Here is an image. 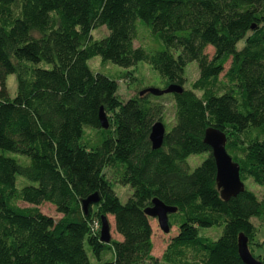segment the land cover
I'll list each match as a JSON object with an SVG mask.
<instances>
[{"label":"trees","instance_id":"16d2710c","mask_svg":"<svg viewBox=\"0 0 264 264\" xmlns=\"http://www.w3.org/2000/svg\"><path fill=\"white\" fill-rule=\"evenodd\" d=\"M95 58L118 72L93 70ZM139 63L157 73L158 90L181 93L146 88L120 101L117 82ZM191 63L198 77L188 90ZM165 96L166 125L156 102ZM156 122L164 134L153 150ZM207 129L232 134L225 151L259 194L244 187L220 199ZM195 156L204 158L192 169ZM18 177L28 182L17 187ZM114 186L130 189L124 204ZM92 194L98 201L85 215L81 201ZM153 199L176 210L159 264H243L238 235L248 247L252 220L264 225V0H0V264H152L144 210ZM43 204L59 220L41 214ZM100 216L112 219L117 240L99 242ZM248 251L264 264V242Z\"/></svg>","mask_w":264,"mask_h":264},{"label":"rangeland","instance_id":"374dc122","mask_svg":"<svg viewBox=\"0 0 264 264\" xmlns=\"http://www.w3.org/2000/svg\"><path fill=\"white\" fill-rule=\"evenodd\" d=\"M105 34L104 29H99L96 32L92 33V36L94 38H99ZM149 46V45H148ZM242 46V42H239L237 44V49H240ZM150 47V46H149ZM209 54H211V50H206ZM100 60L98 58L93 59L89 62L90 68L93 70H100L105 73L115 75L118 71H116L115 67L111 65H105L101 67ZM184 76H185V85L183 88L185 89H191L192 83L197 79L198 77V70L195 65V63L188 64L186 68L184 69ZM15 75L11 74L8 76L7 80L5 81V86L7 87L8 95L9 97H14L15 92H17V86L15 85ZM146 88H154V89H162L163 85L162 82L159 79V76L155 71H153L149 66L139 63L134 68L129 69L127 71V75L124 79L117 82V98L120 101H126L129 97L136 95V93L141 89ZM157 103H160L163 106L164 110V117H163V123L166 124H172L173 123V105L171 98L165 96L160 97L156 100ZM226 141H231L234 137L232 134L228 133L225 134ZM204 156H195L188 158L187 162L189 166L193 169L197 165L201 163ZM27 180L22 179V177H18L16 186L22 187L27 183ZM244 187L251 191L254 194H259V189L253 186L249 181H245L243 183ZM113 191L118 198V201L120 204H124L127 200V198L130 196L131 191L128 187H120V186H114ZM20 207L26 206L25 204L21 205ZM38 210L41 214L48 216L52 218L54 221L59 220L60 216L57 215L54 211V209L48 205L43 204L41 205ZM108 223L110 225V237L113 240H117L118 237L113 232L112 227V219L109 216H106ZM253 225L256 228V234L254 236V242L252 245L248 246L249 249L253 250L254 254H257V251L261 249V244L264 242V225L261 222H258L256 220H252ZM94 226L97 229V234L99 235V217L96 218L94 221ZM151 227H152V240H153V251L152 256L155 259V262L152 264H159V259L161 255L163 254L166 245L169 242V239L175 234L176 230L174 228H171L169 231V234H162V232L158 229L156 221L154 219H151L150 221ZM204 236L215 239L218 236L217 231L213 230H207L205 233H203ZM161 264V263H160Z\"/></svg>","mask_w":264,"mask_h":264},{"label":"water","instance_id":"95a60500","mask_svg":"<svg viewBox=\"0 0 264 264\" xmlns=\"http://www.w3.org/2000/svg\"><path fill=\"white\" fill-rule=\"evenodd\" d=\"M181 89L177 86L169 85L163 90L147 89L144 92L152 96H162L165 94H180ZM142 92V93H144ZM141 94V93H140ZM99 125L102 129L108 128V122L105 114L100 109L98 113ZM164 134L163 125L159 122L153 124L149 133V143L151 149H159L162 143ZM225 136L221 132L213 129H207L204 132L203 143L209 148L211 157L214 161L215 167V187L219 192V197L222 201H228L230 198L235 197L244 189L243 184L239 179L238 167L232 162L231 158L225 151ZM98 197L96 194L90 195L85 200L81 201V209L86 215L88 207L96 204ZM175 209L163 205L160 201L153 199L150 202V207L144 210V214L156 221L158 229L162 234L169 233L168 215L174 214ZM99 242L108 243L110 240L109 224L104 216L99 217ZM237 254L243 264H262L252 257L247 247V240L241 234L237 238Z\"/></svg>","mask_w":264,"mask_h":264}]
</instances>
